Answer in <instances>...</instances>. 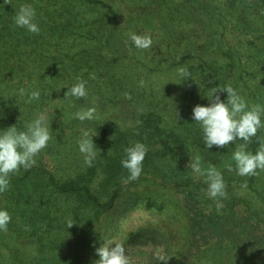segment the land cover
I'll use <instances>...</instances> for the list:
<instances>
[{"label":"rangeland","instance_id":"1","mask_svg":"<svg viewBox=\"0 0 264 264\" xmlns=\"http://www.w3.org/2000/svg\"><path fill=\"white\" fill-rule=\"evenodd\" d=\"M16 1L0 0V129H22L38 110L49 108L53 139L36 164L13 174L9 189L0 193V207L12 216L8 231L0 232V264H93L95 249L106 240L123 243L130 264H237L231 247L191 246L185 209L190 191L203 210L214 202L188 162L199 156L204 167L214 164L224 173L223 203L240 195L257 208H264V171L253 176L261 192H250L251 176L228 171L235 145L207 149L192 108L206 105L210 88L225 83L250 104H264V0H103L111 10L89 2L79 16L91 24L78 28L70 20L63 30L61 20H53L57 0ZM25 3L37 11L39 34L13 23ZM129 30L150 33V50L125 46ZM78 51L86 66H109L108 73L90 72L99 85L110 84L91 88L80 103L64 98ZM179 65L189 66L192 78L179 83ZM19 87H39L40 100L28 104L26 97L13 96ZM89 106L97 109L95 120L72 118ZM83 129L97 133L100 156L91 167L76 143ZM259 130L264 137V128ZM136 141L148 149L143 172L125 184L120 161ZM70 178L83 179L98 203L61 191L51 180ZM66 218L76 222L65 227Z\"/></svg>","mask_w":264,"mask_h":264},{"label":"clouds","instance_id":"2","mask_svg":"<svg viewBox=\"0 0 264 264\" xmlns=\"http://www.w3.org/2000/svg\"><path fill=\"white\" fill-rule=\"evenodd\" d=\"M37 11L30 3L21 4L13 16L16 27L26 29L30 33L39 34L40 25L36 20ZM123 43L130 49L150 50L153 37L150 33H138L129 30L125 33ZM175 76L179 83L192 78L189 66L179 65L175 69ZM87 80L80 76L70 86H65L67 91L64 98L79 100L88 96ZM167 83V82H166ZM165 83V84H166ZM177 83V84H179ZM211 83V81H209ZM143 85V81H140ZM220 92L227 94L225 100L221 99ZM13 96L26 97L25 103L32 104L41 98L39 87H19ZM208 98L206 105L197 104L192 108V119L198 123L202 132V141L207 149L229 147L230 142L235 145L231 154L233 164H229L228 171H235L238 176H254L259 171H264V137H258L259 129L264 128V104H250L231 84L225 83L221 87H212L205 95ZM70 105L75 107L74 101ZM95 106L81 107L74 111L72 118L79 121H93L96 119ZM50 109L38 110L30 120L24 121L23 128L13 124L6 129H0V193L10 187L11 176L21 168L27 170L36 164V157L53 139L50 128ZM96 129H83L77 139L78 151L82 154L85 165L91 167L100 156V149L93 142ZM256 137L258 148L255 152L249 150L252 138ZM237 141H243L237 144ZM147 146L141 141L131 143L124 149L120 161L127 175L121 180L127 184L140 178L143 172V161L147 154ZM195 180L202 179L206 185L204 192L212 200L217 209L223 207V200L227 199V184L224 173L214 164L207 167L202 165L199 156L191 157L188 162ZM246 187V184L243 185ZM12 216L6 207H0V232H7ZM74 218H66L65 227L75 223ZM97 259L93 264H130V257L121 242L113 240L104 241L95 249ZM165 261L162 258L159 259Z\"/></svg>","mask_w":264,"mask_h":264},{"label":"trees","instance_id":"3","mask_svg":"<svg viewBox=\"0 0 264 264\" xmlns=\"http://www.w3.org/2000/svg\"><path fill=\"white\" fill-rule=\"evenodd\" d=\"M57 1V8L53 20H61L59 24L62 30L67 28L70 20L71 22L74 21L78 28H82L84 24H91L90 20L83 21L82 18L84 16H79L82 4L86 5L89 2H93L98 5L102 4L108 7L109 10L112 9L111 5L103 0ZM16 2L19 3V0ZM255 4L257 3L255 2ZM15 5L17 4L15 3ZM12 7H15L14 4H12ZM74 16H76V18H74ZM79 42L82 43L85 42V40H80ZM79 53L78 51L76 53L77 56L75 57L72 55L71 58L75 65L74 71H71V84L75 82L77 76L87 80L89 95L93 93L91 88H100V86L106 83L105 86L108 88L110 85L108 82L102 81L103 83L99 85L101 81L98 78H93L94 74L90 71L96 68L94 72L108 73L109 66L107 69L102 67L101 64L97 67L90 64L86 66L82 54L79 55ZM89 76H92L91 79H88ZM77 101V103H80L83 101V98ZM156 129L158 130L157 126ZM156 129L154 130L156 131ZM257 136L261 137L260 130H258ZM242 142L243 141H239V143ZM257 148L258 143L256 137H253L249 144V150L255 152ZM51 180L61 191L83 193L92 202L98 203V196L90 189L89 185L87 183H81L83 179L70 178V180L62 182V184L57 183L54 179ZM247 183L250 192L256 194L261 192V190L256 187L257 184L253 176L248 178ZM193 195L194 192L190 191V197L185 205L187 223L194 237L191 244L193 248L206 247L208 245L231 247L235 251V261L237 264H264V216L259 212L261 209L264 210V208H257L254 204L249 202V199L236 195V197L232 199V204L225 201L223 207L220 209H217L215 204H213V207L209 211H206L199 206L198 201L193 198ZM237 200L241 201L243 204L240 205Z\"/></svg>","mask_w":264,"mask_h":264}]
</instances>
